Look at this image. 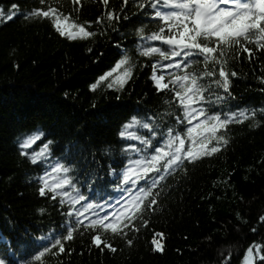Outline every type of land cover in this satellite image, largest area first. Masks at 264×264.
<instances>
[{
    "label": "trees",
    "instance_id": "obj_1",
    "mask_svg": "<svg viewBox=\"0 0 264 264\" xmlns=\"http://www.w3.org/2000/svg\"><path fill=\"white\" fill-rule=\"evenodd\" d=\"M151 3L0 0V258L8 264H245L249 248L251 264H264V41L259 34L230 44L199 38L215 51L195 50L181 72H172L170 54H145L149 47L167 50L145 42L154 33L178 38L183 26L172 28ZM162 3L157 8L168 12ZM14 5L18 14L8 20ZM40 10L49 17L34 15ZM57 19L68 36L56 28ZM178 75L180 86L172 82ZM153 76L167 87L158 88ZM189 89L207 115L227 121L215 134L217 152L144 189L126 215L130 207L117 206L88 215L65 200L69 191L47 188L41 195L43 167L31 157L51 141L48 155L73 168L75 190L96 206L109 203L125 166L124 125L147 122L159 139L169 131L183 135ZM30 136L40 139L25 156ZM55 150L65 153V163ZM50 227L72 234L55 237L52 244L60 243L39 260L38 254L23 262Z\"/></svg>",
    "mask_w": 264,
    "mask_h": 264
},
{
    "label": "snow or ice",
    "instance_id": "obj_2",
    "mask_svg": "<svg viewBox=\"0 0 264 264\" xmlns=\"http://www.w3.org/2000/svg\"><path fill=\"white\" fill-rule=\"evenodd\" d=\"M161 3V0H155V3H151V8L156 10V16L163 19L165 22H171V27L179 31L181 26H183L182 33L179 38H168L164 41V43L173 46L170 55L174 57H179L184 55L185 57L193 54V50H199L200 54H212L215 50L212 47H208L206 44L202 46L201 43L198 42L199 38H203V40L208 41L213 37L217 39V41H223L225 44L230 43H238L243 38L247 40L252 35L259 34V38L261 41H264V0H247V2H242V0H163V6L174 7L179 9V11H171V12H162L157 8V5ZM231 4L232 7H226L223 5ZM18 5L13 6V11L10 12L7 16L8 20H12L18 14L17 9ZM5 9L0 7V16H3ZM51 14L55 16L56 9H51ZM36 16L43 15L44 17H49V11H36L34 13ZM191 25V26H189ZM55 26L58 30L62 32L63 35L68 36L69 32L66 29L61 28V22L59 19L56 20ZM161 32L164 30L161 29ZM80 32L84 33L85 36L90 35V33L85 32L83 27L80 28ZM144 29H140L141 35H143ZM78 38V34L76 32L71 33V39L76 40ZM150 39L152 40H160L162 37L158 34H153ZM261 48H264V43H261ZM180 49V50H177ZM187 49L188 51H183ZM155 52H160L159 48L149 47L146 55H152ZM165 59H168L169 53L160 52ZM205 60H207V55L204 56ZM123 63V61H122ZM171 67V65H169ZM219 75L221 77H225L222 84L220 81H217L218 84H221L222 88L225 92L228 91L229 82L226 78V73L221 70ZM233 75H235L233 73ZM101 79H104L103 77ZM153 80L156 81V85L158 88H166L167 85L161 83L163 77H152ZM123 84L124 81H121ZM109 88H112L113 85L108 84ZM192 91V89H189ZM199 91V89H196ZM221 97H217V103L221 101ZM183 103V101H181ZM190 103V101H189ZM204 110L201 109L197 112L196 109H192L185 113V115L189 118V123H191V119L197 115H204ZM133 122H137L136 118L133 117ZM180 118L177 117V120ZM207 119L210 120H219V115L209 116ZM183 124V121H180ZM224 123H227L225 121ZM131 127L130 124H125L124 128L127 129ZM201 127H205V125H201ZM144 129L149 128V124H143ZM210 132L215 133L216 127H212L208 129ZM194 129L189 128L188 132L191 134ZM121 136H124V133H121ZM131 138V137H130ZM40 139V136H30L22 145L24 149L31 147L37 140ZM147 143V141H144ZM52 142L44 144L38 153H35L31 157V162L35 165L41 162L42 157L47 152L49 145ZM181 145H183V140L180 141ZM218 149L213 147L210 152L204 153V155H211V153L217 152ZM24 155L27 156L28 153L25 151ZM176 160L179 159V156L175 157ZM169 163H173V161H169ZM63 168L65 173L69 172L70 169L68 167H64L62 165H57V170ZM46 180V178H45ZM68 183V181H65ZM48 188V184L45 182L44 186L41 188V195H44L46 189ZM52 192H56V188H52ZM79 199H83V196H80ZM264 220V217L261 218ZM71 239V236L68 237ZM56 244H59L60 241H56ZM43 253H40L36 257L37 260L40 259ZM252 259V248L248 249L247 261H251ZM264 259V256L261 257ZM0 264H8V262L0 258Z\"/></svg>",
    "mask_w": 264,
    "mask_h": 264
},
{
    "label": "rangeland",
    "instance_id": "obj_3",
    "mask_svg": "<svg viewBox=\"0 0 264 264\" xmlns=\"http://www.w3.org/2000/svg\"><path fill=\"white\" fill-rule=\"evenodd\" d=\"M114 77H112L113 79ZM110 78H107V80ZM200 100V99H199ZM190 101V103H189ZM202 101V99L200 100ZM185 103V109L186 112L191 111L192 109H196L197 112L202 109V107L197 106V102H195V99L191 97V94H189L188 97L184 99ZM205 113V112H204ZM207 117L208 115L205 113L204 115H197L194 118L191 119V128L194 129V131L191 133L189 140V148L191 150L190 156L192 157L191 159L194 160L198 158L199 156L203 155V145H199L201 142L205 141L207 142V138L215 133L210 132L208 129L212 128V126H206L207 123ZM201 125H205V127H201ZM186 148L185 146L181 145V150H184ZM171 147L167 148L168 153L170 152ZM177 155V154H175ZM172 155V156H175ZM138 170V165H134L133 168L131 169L130 173L135 175ZM252 262L247 261L245 264H251Z\"/></svg>",
    "mask_w": 264,
    "mask_h": 264
},
{
    "label": "bare ground",
    "instance_id": "obj_4",
    "mask_svg": "<svg viewBox=\"0 0 264 264\" xmlns=\"http://www.w3.org/2000/svg\"><path fill=\"white\" fill-rule=\"evenodd\" d=\"M54 156L56 158L62 160L64 163L67 161L65 153L60 151V150H55L54 151ZM70 169H73V168H70ZM69 173H70V171L66 173L68 175V177H69ZM81 175H82L81 170H79V176L81 177Z\"/></svg>",
    "mask_w": 264,
    "mask_h": 264
}]
</instances>
